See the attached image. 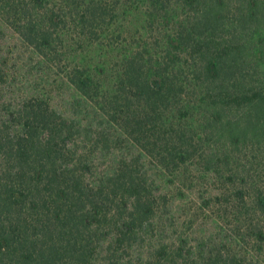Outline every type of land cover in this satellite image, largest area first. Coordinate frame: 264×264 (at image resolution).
Listing matches in <instances>:
<instances>
[{
	"label": "trees",
	"instance_id": "1",
	"mask_svg": "<svg viewBox=\"0 0 264 264\" xmlns=\"http://www.w3.org/2000/svg\"><path fill=\"white\" fill-rule=\"evenodd\" d=\"M0 22L91 105L18 91L0 49V264H264V0H0Z\"/></svg>",
	"mask_w": 264,
	"mask_h": 264
},
{
	"label": "rangeland",
	"instance_id": "2",
	"mask_svg": "<svg viewBox=\"0 0 264 264\" xmlns=\"http://www.w3.org/2000/svg\"><path fill=\"white\" fill-rule=\"evenodd\" d=\"M0 32L1 36V46L3 57H8V70L13 78L17 79L18 91L21 90H31V91H43L48 92L53 97L52 102L53 106L62 112H68L69 106L74 105L78 107V110L85 108L86 105L91 106L90 104H85L84 100L78 95V93L74 92L71 88L65 85H61V78L58 77L54 72L51 74V78H49V72L45 77H41L43 74L42 67L39 64V61L32 53V50L24 45L22 40L10 29H8L4 24L0 22ZM4 52L6 54H4ZM1 53V52H0ZM14 75V76H13ZM90 113H92V108L90 109ZM100 120V119H99ZM121 156V153H115L111 156L107 153L103 154V158H101L100 167L104 168L109 164L112 157ZM159 180V175H155ZM194 205L189 203L188 200H185L178 207V214H185L190 212ZM200 213V216H210L207 212ZM185 212V213H184ZM202 222V221H201ZM193 223L195 221L188 222L186 226L191 230H193Z\"/></svg>",
	"mask_w": 264,
	"mask_h": 264
}]
</instances>
